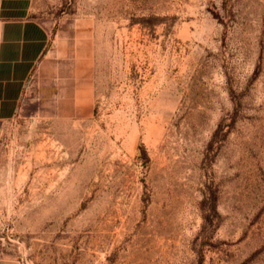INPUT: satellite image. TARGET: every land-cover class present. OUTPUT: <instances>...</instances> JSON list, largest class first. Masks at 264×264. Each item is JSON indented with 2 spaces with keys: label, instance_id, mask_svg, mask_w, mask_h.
Instances as JSON below:
<instances>
[{
  "label": "rangeland",
  "instance_id": "1",
  "mask_svg": "<svg viewBox=\"0 0 264 264\" xmlns=\"http://www.w3.org/2000/svg\"><path fill=\"white\" fill-rule=\"evenodd\" d=\"M47 50L0 140V255L264 264V0H35Z\"/></svg>",
  "mask_w": 264,
  "mask_h": 264
},
{
  "label": "crops",
  "instance_id": "2",
  "mask_svg": "<svg viewBox=\"0 0 264 264\" xmlns=\"http://www.w3.org/2000/svg\"><path fill=\"white\" fill-rule=\"evenodd\" d=\"M35 0H0V140L18 115L27 83L45 54L49 32L33 16ZM0 264H21L0 255Z\"/></svg>",
  "mask_w": 264,
  "mask_h": 264
}]
</instances>
